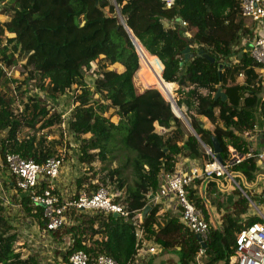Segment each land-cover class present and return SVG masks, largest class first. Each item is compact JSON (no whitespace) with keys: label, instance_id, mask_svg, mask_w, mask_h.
Here are the masks:
<instances>
[{"label":"trees","instance_id":"16d2710c","mask_svg":"<svg viewBox=\"0 0 264 264\" xmlns=\"http://www.w3.org/2000/svg\"><path fill=\"white\" fill-rule=\"evenodd\" d=\"M0 2V13L7 17L0 21V167H6L7 153L42 163L57 152L60 140L37 133L61 125L62 114L52 111L47 101L69 90H73V106L66 124L78 145V161L92 170L94 162L123 155L130 167V183L121 169L105 166L100 168L101 172L107 169L103 176L98 177L95 170L91 176L76 180L77 190L91 180H96L89 184L91 188L105 186L107 179L115 183L113 192H121L116 201L123 203L128 213L113 216L70 209L68 224L51 232L52 241L58 234L63 243L56 252L60 253V261L83 250L91 258L102 253L129 263L135 254V231L141 229L145 238L175 255V264H195V255L202 247L200 241L182 224L178 213L159 214L161 204L150 203V196L159 191L162 175L174 172L180 155L196 160L202 157L203 163L211 160L205 151L201 152L200 141L213 152L214 139L223 161L228 157V147L244 155L248 141L240 134L258 118L259 122L264 118V74L260 79L255 72L259 65L243 47L235 48L251 33L240 16L238 2L174 0L170 8L162 0H115L116 6L112 0ZM131 36L148 53L160 80L177 85L175 103L185 107L200 141L195 136H184L180 118L156 87L137 90L134 76L139 70V57ZM186 48L191 56H186ZM199 50L207 57L197 55ZM17 58L24 59V70L43 96L27 94L21 82L8 76ZM93 61L97 76L88 85L85 71ZM219 63L223 64L220 72ZM113 64H119L120 71L108 68ZM238 73L243 75L241 80H237ZM109 108L114 109L118 122L103 115ZM201 116L212 129L203 127ZM156 125L161 132L156 131ZM230 171L251 200L260 201L241 182L242 176L246 183L255 178L253 159L244 158ZM7 184L12 189L13 182ZM195 184L189 197L210 228L202 264L225 262L233 253L236 234L259 218H243L251 208L234 187L238 195L234 201L236 215L224 214L216 224L209 207L217 179L198 178ZM17 201L21 213L43 227L42 207L31 205L24 194ZM145 206L148 210L140 218ZM17 241L14 226L0 206V264H42L35 254L17 250Z\"/></svg>","mask_w":264,"mask_h":264},{"label":"built area","instance_id":"2783aa9c","mask_svg":"<svg viewBox=\"0 0 264 264\" xmlns=\"http://www.w3.org/2000/svg\"><path fill=\"white\" fill-rule=\"evenodd\" d=\"M167 8L174 4V0H162ZM239 6L240 16L250 29V35L241 39L238 47H243V51L259 65L255 72L262 79L264 74V0H236ZM181 25L186 27L187 23L181 21ZM185 35L190 36L188 30ZM250 44L251 48L247 49ZM242 73H238L237 80H241ZM263 83V80L261 81ZM261 122V123H260ZM260 122L253 124L252 136H249L247 152L242 155L232 147H228V157L222 163L216 159L215 153L209 148H205L211 160L200 165H192L187 168H175L171 174L162 175V182L159 191L150 196L154 203L161 198H172L175 208L178 211L179 220L195 235L200 237V243H204L208 238L209 224L204 219L200 208L196 207L189 197L190 189H195V181L198 178L221 179L228 184H234L242 195L249 202L252 214L259 218L258 221L244 226L235 236L233 253L228 257L229 264H264V118ZM262 139V142H260ZM259 143V145H257ZM63 153L61 150L46 158L42 163H36L31 159H23L18 154L7 153L5 155V166L9 174L13 177L12 194L16 202L18 197L24 193L29 198L33 206L42 207L43 227L39 228L40 236L50 239L51 232L56 231L67 223V213L70 209L100 212L104 214L117 213L125 216L128 211L123 203L116 201L121 192H111L107 186L91 188L90 183H83L82 187L69 195H63L59 191L57 178L63 164ZM244 158H252L256 168L255 178L249 182L242 181L251 194L258 195L260 202L251 200L249 195L242 189L235 180L234 173L230 168L239 164ZM12 184V183H11ZM202 194L204 185L201 187ZM135 254L131 262L126 264H147L148 256L165 250L157 244L149 243L144 237L143 231H135ZM204 255L203 247H200L195 255V264H202ZM59 264H124L106 254H98L91 258L83 250H77L69 254L66 261H59Z\"/></svg>","mask_w":264,"mask_h":264},{"label":"rangeland","instance_id":"374dc122","mask_svg":"<svg viewBox=\"0 0 264 264\" xmlns=\"http://www.w3.org/2000/svg\"><path fill=\"white\" fill-rule=\"evenodd\" d=\"M3 6V3L0 2V12L1 8ZM7 17L0 13V21L6 20ZM190 33V32H189ZM243 40V39H242ZM241 42V40H240ZM240 42L235 45V48L240 45ZM198 52V51H197ZM138 53V52H137ZM139 57V70L136 72L134 76V82L135 86L137 87L138 91H142L145 88L148 87H156L163 96L168 100L170 98H174L177 96L175 90L177 89V85L173 83L171 85V95H165L160 88L157 86L156 81L151 74L150 70L144 66L141 63V57L140 53H138ZM24 59L23 58H17L16 63L8 70V76L11 78H14L21 82L22 86L27 90V94H38L40 96H43L42 92L36 89L33 85L34 79H31L27 71L24 70L23 67ZM153 64V63H152ZM96 61L91 62V68L87 71H85V77H96ZM142 66V67H141ZM109 69H115L116 71H120L121 66L119 64H113L108 67ZM141 69V70H140ZM162 67L159 68V71L161 72ZM140 75V77H138ZM72 91L69 90L59 96L56 100H52L48 98L47 106L51 108V110H56L62 114V123L61 125H56L53 127H50L48 129H43L37 134H47L49 139H58L62 143H58L57 145V152L61 150L63 153V164L60 170V174L57 178V184H59V191L63 195H69L73 192H76V180L81 176H91V174L97 170V176H103V174L106 173L107 169L100 171V168L102 166H105V168L113 169L118 167L122 171V175L125 176L127 182H131V173H130V167L128 165V162L123 155L116 156L113 159H107L105 162H94L93 163V169L90 170L89 166L83 163H80L78 161V145L76 140L72 137L69 130L67 129L66 120L68 118V115L70 113V109L72 108ZM105 103V102H104ZM180 110L182 111V115L180 116L179 113L175 112V114H178V117L181 121V127L184 132V136L187 138L188 136H195L194 132L192 130V127L190 125L189 119L186 117V109L185 107H181ZM104 116L108 117L110 121L116 123L118 122L119 118L115 114L113 108H109L103 113ZM200 121L203 123V127L207 129H212V125L205 117H199ZM259 122V118L256 120ZM156 131L161 132V127L156 125ZM28 130H24V133H27ZM251 133L253 132V126L249 129H247L245 132H242L240 134L241 138L243 140H247L248 144L250 143L249 136H252ZM89 136V134H86L85 137ZM196 137V136H195ZM62 139V140H61ZM200 143V149L201 152L204 153L205 148H207L202 142ZM259 145V143H257ZM183 156H179L177 160H179ZM186 158V157H185ZM190 159V158H189ZM195 160L193 161V164L200 165L203 163V158L201 157L199 160L197 159H191ZM13 177L9 174L8 170L3 167H0V206L4 207V214L9 218L11 221V224L14 226V232L17 233V250H22L24 254H27L28 252H31L36 255V257L41 261L42 264H56L58 261V258H61L59 249L63 246L62 240L59 239V235L56 236V243L53 241L51 243L50 239L49 241H46L43 237L38 235L40 225L39 223L30 217H27L23 213H21L20 206H18L14 194H12L11 187L8 186L7 182H12ZM243 183V181L241 180ZM235 187L234 184H231ZM244 185V184H242ZM111 192H113V188L115 187V183L109 182V180H106V185ZM234 196L232 198L226 195L221 194L220 196L214 195L210 198V204L212 207H215L217 209V222L220 224L222 221V218L224 214H229L231 216L236 215V208H234V201L238 199V195L234 192V189H231ZM242 194V193H241ZM223 195V196H222ZM257 202H260L258 199H256ZM252 214V211L249 210L247 214L242 215L245 219L246 217H249ZM68 224V223H67ZM64 241V240H63ZM58 243V244H57ZM175 255L172 256L171 261L169 260L168 264H175ZM204 258L201 259L202 262Z\"/></svg>","mask_w":264,"mask_h":264},{"label":"crops","instance_id":"0c3cea01","mask_svg":"<svg viewBox=\"0 0 264 264\" xmlns=\"http://www.w3.org/2000/svg\"><path fill=\"white\" fill-rule=\"evenodd\" d=\"M260 142H262V139H260ZM193 161H195V160H191L189 158L181 157L176 163V168H179L180 166L187 168L189 166L196 165L195 163L193 164ZM216 188H217V190L212 193V196H214V195L220 196L221 194L226 195V196L229 195L230 198H232L234 196V194L231 191V189H233L234 186H232L231 184H228L225 180L221 181V179H218L217 180V184H216ZM201 191H202V189H201ZM159 202L161 204V207H160V209L158 211L159 214H162V213H167V214L174 213V214H177L178 213L177 209L175 208V204H174V201L172 200V198H166V197L165 198H161L159 200ZM150 203H154V200L152 199V197H150ZM209 211L211 213L212 221H215L216 224H219L217 222V220H216L217 219L216 218L217 217V209L215 207H212V205H210ZM139 217L142 218V216H140V215H139ZM159 222L160 223L163 222L162 217L159 219ZM38 235H40V233H38ZM46 241H49V240H46ZM50 241H51V243H53L52 238H50ZM149 243L155 244L151 240H149ZM26 253H29L28 250H27ZM172 256H173V254L165 249V250L159 251L156 254L149 255L148 256V260H147V264H168L169 263L168 261L169 260L171 261ZM202 258H204V257H202ZM59 261H60V258H58V261L56 262V264H59L60 263ZM216 264H229V263L221 261V262H217Z\"/></svg>","mask_w":264,"mask_h":264},{"label":"water","instance_id":"95a60500","mask_svg":"<svg viewBox=\"0 0 264 264\" xmlns=\"http://www.w3.org/2000/svg\"><path fill=\"white\" fill-rule=\"evenodd\" d=\"M112 1H113V4L116 6V4H115V0H112ZM118 16L121 18L119 12H118ZM131 37H132V36H131ZM132 40H133V43H134V45H135V47H136V51L140 53V48H141V46L138 44V42L136 41V39H135L134 37H132ZM249 48H251V45H250V44L247 45V49H249ZM184 52H185L186 56H191V55H192V54H189V48H186V49L184 50ZM201 54H202L203 57H205V58L207 57V55L203 54V52H202L201 50H199V51L197 52V55H201ZM210 61L213 62V61H214V58H210ZM222 65H223L222 63H219V64H218V72L221 71ZM162 80H163V79H162ZM85 81L87 82L88 85H92L93 82H94V78H93V77H90V76H86V77H85ZM154 88H155V87H154ZM168 101L171 103V105H172L173 108L176 107L177 111L179 112V115H181V114H182V111H181L180 108L176 105L174 98H170V99H168ZM177 116H178V115H177ZM171 123H173V121H171ZM192 130H193V129H192ZM193 132H194V130H193ZM194 135L196 136V138L198 139V141H200L199 137L196 135L195 132H194ZM200 142H201V141H200ZM213 152L215 153V156H216V159L218 160V162H219V163H222V159H221V157H220V148H219L218 143H217L214 139H213ZM24 195H26V193H24ZM147 210H148V206H145L144 211H143V213H142V215H141L142 217H143V215L147 212ZM112 215H113V216H119V214H117V213H112ZM195 236H196V238L198 239V241H200V237H199L198 235H195ZM201 245H202V247H205V243H201Z\"/></svg>","mask_w":264,"mask_h":264},{"label":"bare ground","instance_id":"6f19581e","mask_svg":"<svg viewBox=\"0 0 264 264\" xmlns=\"http://www.w3.org/2000/svg\"><path fill=\"white\" fill-rule=\"evenodd\" d=\"M140 57H141V63L150 70L151 74L153 75L156 81L157 86L164 92L165 95H171V88H170L171 85H167L160 80L159 75L152 64L151 58L149 57L148 53L142 48H140ZM138 77H140V75ZM174 110L177 111L176 107L174 108Z\"/></svg>","mask_w":264,"mask_h":264}]
</instances>
